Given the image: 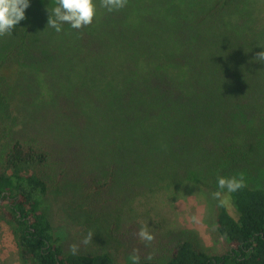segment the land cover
Segmentation results:
<instances>
[{
  "label": "trees",
  "instance_id": "trees-1",
  "mask_svg": "<svg viewBox=\"0 0 264 264\" xmlns=\"http://www.w3.org/2000/svg\"><path fill=\"white\" fill-rule=\"evenodd\" d=\"M168 1H151L142 10L137 0H126L108 11L94 0L91 24H64L59 32L47 26L56 0L39 1L46 7L38 12L47 18L43 35L52 36L43 48L51 66L74 71V58L88 61L84 77L75 73V84H66L71 105L63 113L76 109L82 118L71 122L73 132L56 127L50 137L6 135L0 145V220L11 229L21 264H122L104 251L64 250L43 209L51 189L74 183L91 195L92 207L114 210L123 203L121 190L133 197L143 183L172 170L190 181L196 167L223 175L217 168H231L254 136L251 124L264 111V62L255 60L264 35L245 34L234 42L215 35L217 20L237 0L201 6L202 0ZM17 26L23 31L21 63L42 49L31 48L29 29ZM2 103L9 104L0 95ZM225 194L214 215L225 252L211 254L184 238L168 249L164 262L148 255L139 264H264V188L243 184Z\"/></svg>",
  "mask_w": 264,
  "mask_h": 264
},
{
  "label": "rangeland",
  "instance_id": "rangeland-1",
  "mask_svg": "<svg viewBox=\"0 0 264 264\" xmlns=\"http://www.w3.org/2000/svg\"><path fill=\"white\" fill-rule=\"evenodd\" d=\"M39 1L30 0L24 19L17 25L29 29L30 47L42 49V52L19 63L17 61L22 52L17 44L20 32H23L19 30L21 28L16 25L11 33L0 36V95L9 103L0 104V121L6 130V134H0V145L6 135L32 137L34 133H44L50 137L56 127L68 133L73 132L71 122L82 123L76 109H71L68 114H64L63 110L71 105V85L66 84L74 83L72 76L75 73H78V78L84 77L87 57L81 55V58H74V71L51 66V57L43 48L49 45L46 40L52 36L43 35L47 31L43 28V21H46L43 17L47 18L38 12L46 7L43 8ZM151 1L157 2L137 0V3L143 10V6ZM237 1V6L229 10L230 14L228 12L217 20L215 35L220 34V41L225 42H234L245 34L259 39L264 35V0ZM168 2L183 5L187 0ZM212 2L202 0L198 6ZM12 49L20 52L9 53ZM216 53L218 50H215ZM58 59L55 58V63L60 62L61 59ZM251 126H255L254 136L242 146L239 159H232L231 168H217V171L224 172L221 175L224 177L242 178L243 184L251 188H264V111ZM96 137L92 135L91 140ZM197 166L202 165L198 163ZM170 174L154 178L152 183H143V190L133 197L129 195L125 198L129 191L122 194L121 190L118 198L123 203L114 210L92 207L95 201L91 195L74 183L51 189L44 199L43 209L66 252L104 251L115 262L122 264H131L132 254H137L140 260L149 255L164 262L168 249L184 238L211 254L225 252L227 245L216 231L214 215L219 198L225 197L226 190L218 189L217 178L209 168H193L190 175L195 181L175 176L174 170ZM216 191L221 192L219 198L213 196ZM229 213L234 215L232 209ZM142 226L153 236L150 242L140 240L138 232ZM0 264H21L11 229L1 220Z\"/></svg>",
  "mask_w": 264,
  "mask_h": 264
},
{
  "label": "clouds",
  "instance_id": "clouds-1",
  "mask_svg": "<svg viewBox=\"0 0 264 264\" xmlns=\"http://www.w3.org/2000/svg\"><path fill=\"white\" fill-rule=\"evenodd\" d=\"M126 0H102L101 6L108 11L120 9L125 6ZM30 0H0V36L11 33L14 27L25 17V10ZM96 15L94 0H56L47 21V26L59 32L62 26L67 24L72 29H80L92 23ZM255 60L264 62V49L259 51ZM217 187L227 192H234L243 186L242 178L217 177ZM214 197L221 196L220 191L213 193ZM138 236L141 241L150 242L153 239L151 233L141 227ZM140 257L137 254L131 255V264H139Z\"/></svg>",
  "mask_w": 264,
  "mask_h": 264
}]
</instances>
